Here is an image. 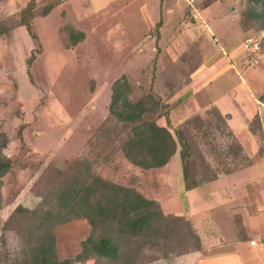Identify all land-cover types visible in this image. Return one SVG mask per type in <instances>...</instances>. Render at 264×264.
Masks as SVG:
<instances>
[{"label": "rangeland", "instance_id": "obj_1", "mask_svg": "<svg viewBox=\"0 0 264 264\" xmlns=\"http://www.w3.org/2000/svg\"><path fill=\"white\" fill-rule=\"evenodd\" d=\"M52 1L55 0H35L31 20L37 36L34 39L24 26L15 23L28 0H0V23L9 27L8 33L0 35V134L5 139L1 151L12 162L0 188V264L9 261L21 245L19 225H5L13 208L18 204L34 207L55 181L72 172L78 160H86L92 172L106 180L131 183L145 197L162 202L165 208L179 210L191 201L193 211L203 206L187 193L183 195L179 146L166 165L141 170L120 156L108 155L107 144L98 135L100 125L107 123L114 80L126 77L130 100L145 98L150 90L166 92L169 85L181 82L189 69L201 65L203 56L198 42L195 41V47L189 42L187 51L178 59L179 64L171 62L167 53L160 62L156 24L169 15L168 4L162 0H57L42 15L44 6ZM185 1L178 3L179 14L184 15L187 23L197 22L190 27L191 31L186 27L180 35L188 40L203 33L205 42L216 46L206 48L214 52L208 64L213 62L217 66L208 73L211 80L208 92L212 97H220V106H228L231 127L215 116L213 108L205 113L203 110L200 115L192 104L188 111L183 105H175L170 119L176 126L198 116V121L184 122L188 140L212 166L225 170L238 163L235 161L238 158L243 161L241 158L247 151H255L258 146V153H254L257 156L263 149L259 136L241 125L242 114L236 111L243 110L245 115L257 98L261 102L255 101L256 107L261 105L259 118L264 113V101L259 97L264 91V48L258 65H254L244 58L241 46L248 33L259 36L262 43L264 22L250 17L249 9L254 3L249 0ZM204 5L207 6L200 15L209 20L208 29L201 16L193 14L195 7L200 9ZM256 8H261L259 2ZM70 27L84 33L74 44L68 37ZM210 31L216 33L218 46L226 54L236 50L235 68L231 67L228 55L214 41H209ZM32 53L34 57L28 61ZM259 130L264 135V123ZM236 140L242 146L240 151ZM234 152H239L236 159ZM57 170L61 171L59 175ZM256 171L247 169L241 176H256L259 173ZM174 223L168 235L161 234L153 244L143 245L137 256H124L119 261L188 264L182 255L194 250L195 242L187 236L185 227ZM100 231V228L93 230L86 218H73L57 225L54 228L57 256L74 258L81 251L82 241ZM138 244L141 243L137 240L130 241L128 248ZM71 264L117 263L91 253Z\"/></svg>", "mask_w": 264, "mask_h": 264}, {"label": "trees", "instance_id": "obj_2", "mask_svg": "<svg viewBox=\"0 0 264 264\" xmlns=\"http://www.w3.org/2000/svg\"><path fill=\"white\" fill-rule=\"evenodd\" d=\"M249 1L254 3L249 9L250 17L264 22V0ZM57 2L55 0L47 3L41 14L46 15ZM258 2L261 4L259 10L256 8ZM34 7L35 0H28L15 23L24 26L28 34L36 39L37 36L31 28ZM156 25L158 26L159 22ZM8 32L9 27L0 23V35ZM68 37L71 44H74L84 37V33L70 27ZM263 48L264 37L260 52ZM33 57L32 53L28 61ZM128 90L129 83L125 76L114 80L111 85L107 123L104 121L100 125L98 134L104 145L107 144L108 155L120 156L131 165L146 170L166 165L179 146L181 177L187 191L215 179L220 173H229L251 161L244 153L241 158L243 161H240V158L235 160L240 163L234 162L233 166L218 170L194 150L185 133L184 122L198 121V116L174 126L170 119L171 107L157 92L150 90L145 94V98L130 100ZM259 97L264 101V91ZM213 111L219 120L228 125L223 115L215 108ZM260 124L259 115L255 113L248 122V129L255 137L259 136L262 148L264 135L260 130L257 131ZM1 135L0 188L2 177L12 166L11 160L1 151L5 146V139ZM236 142L237 151H240L242 146L238 140ZM234 153L233 158L236 159L239 152ZM74 163L72 172L55 181L34 207L18 204L13 208L5 225H19L17 232L21 236V245L18 252L7 259L9 261H3L1 264H71L73 261L84 260L91 253L107 258L113 263L130 264L131 262L123 263L119 260L124 256H137L143 245L153 244L161 234L168 235L172 232V222L186 228L187 236L195 242L193 249L200 247L199 235L184 212L166 213L160 202L145 197L131 183L102 178L92 172L86 160ZM60 173L61 171L57 170V175ZM73 218H86L93 230L100 228L101 231L83 240L81 251L74 258L60 259L56 253L54 228ZM133 240L141 244L128 248L129 242Z\"/></svg>", "mask_w": 264, "mask_h": 264}, {"label": "crops", "instance_id": "obj_3", "mask_svg": "<svg viewBox=\"0 0 264 264\" xmlns=\"http://www.w3.org/2000/svg\"><path fill=\"white\" fill-rule=\"evenodd\" d=\"M162 1L164 4H168L169 15L168 18L164 20L161 18L158 21L159 27L156 36L159 41L157 51L160 62L167 53L171 62L179 64L180 60L178 59L187 51L190 41H192L190 42L192 45L196 43L195 41L198 42L197 46L200 49L199 53L201 52L203 56V61L197 69H189L188 75L181 82L174 86L169 85L166 92L157 91V93L164 102L169 104L171 110L178 104L183 105L184 110L188 111L189 105L192 104V107L202 115L203 110L205 113L208 109L215 108L230 125L228 118L231 113L227 111L228 106H220L218 102L220 97H212L208 92L211 84L208 73L217 69L216 63L208 64L214 56V52L212 54L206 48L212 43L205 42L206 37L203 33L190 36L188 40H185L180 35V31L186 27H188V31H191L190 27L197 21L187 23V19L183 18L184 15L179 14L178 3L183 0ZM182 4L187 5L184 2ZM206 6L204 5L200 9L195 7L196 12L193 14L200 15ZM201 22L207 29L209 28L207 18L201 16ZM210 35L211 40L209 41H214L218 46L219 39L216 33L210 31ZM218 47L222 50L221 45ZM222 52L224 55H228L231 67L235 68L237 65L234 61L237 56L236 50L229 51V54H226L224 50ZM236 94L233 92V95ZM255 101L261 103L257 98L252 100L251 106H248L249 111H246L245 115L243 110L242 112L241 110L236 111L238 114H242L241 125L244 124L247 129L248 122L254 114L259 115L261 105L256 107ZM259 119L261 124L264 123L262 117ZM256 151L258 153V146L255 151H247L251 160L249 164L229 173H220L215 179L205 182L195 189L185 190L182 182L183 195L187 193L191 200L202 202L201 209L193 211L192 205L190 206L192 201L190 204L186 203L185 208L179 210L165 208L161 202L163 211L166 213L184 212L199 235L200 247L182 255L183 259L188 260V264H264V147L259 150L257 156L254 154ZM247 169H255L259 173L256 176H241V173ZM252 239L256 241L254 244L250 243Z\"/></svg>", "mask_w": 264, "mask_h": 264}, {"label": "built area", "instance_id": "obj_4", "mask_svg": "<svg viewBox=\"0 0 264 264\" xmlns=\"http://www.w3.org/2000/svg\"><path fill=\"white\" fill-rule=\"evenodd\" d=\"M188 3H192L193 0H187ZM242 51L244 53V58L248 63L258 65L259 55H260V46L261 38L254 33L246 34L241 42ZM262 120L264 122V113L262 115ZM256 241L252 239L251 244H254Z\"/></svg>", "mask_w": 264, "mask_h": 264}]
</instances>
